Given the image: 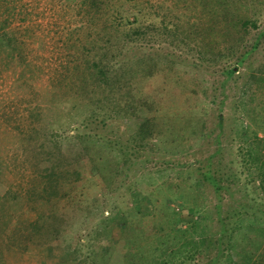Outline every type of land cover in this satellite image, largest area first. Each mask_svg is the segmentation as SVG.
Wrapping results in <instances>:
<instances>
[{"label": "rangeland", "instance_id": "374dc122", "mask_svg": "<svg viewBox=\"0 0 264 264\" xmlns=\"http://www.w3.org/2000/svg\"><path fill=\"white\" fill-rule=\"evenodd\" d=\"M151 1L161 3V13L170 11L168 7L181 16L188 13L184 0ZM6 16L11 22L4 29L15 39L0 36V243L5 244L1 251L4 264H76L72 246L79 239L80 253L88 254L94 249V232L105 219L115 240L130 224L148 251L150 239L158 241L162 252L168 247L167 260L162 253L161 262L155 264H241L250 254L264 251V8L257 15V27L247 34V43L224 57L202 58L185 45L149 37L143 46H125L115 63L156 53L160 63L179 67L181 76L164 79L168 99L175 104L173 112L161 113L180 112L192 121L201 117L204 132L194 140V134L180 127L186 122L173 118L174 130L176 125L186 134L180 135L183 138L177 144L161 149L159 144H138L134 133L140 119L136 118L107 116L96 128L97 124L87 126L83 114L69 126L55 127L52 130L64 144L67 127L71 134L99 131L101 137L116 143L114 156L121 159L125 155L127 164L112 172L116 173L112 191L79 233H68L66 243L27 241V249L17 248L20 234L29 231L32 222L45 219L44 212L50 211L53 201L29 197L34 169L29 164L22 169L28 148L23 133L32 124L31 112L40 113V124L55 115L53 97L68 86L74 63L82 60L75 54L79 51L73 44L79 39L73 32L83 17L78 13V0H0V25ZM79 169L90 173L88 164ZM77 184L73 193L84 196L94 190L84 183L81 186V181ZM187 194L194 195L191 201ZM164 199H171L168 204L175 209L169 217L162 208ZM192 207L204 208L198 230L168 238L170 217H178L186 227L201 216ZM115 248L105 246L111 254ZM142 252L137 247L130 255Z\"/></svg>", "mask_w": 264, "mask_h": 264}, {"label": "trees", "instance_id": "16d2710c", "mask_svg": "<svg viewBox=\"0 0 264 264\" xmlns=\"http://www.w3.org/2000/svg\"><path fill=\"white\" fill-rule=\"evenodd\" d=\"M184 1L188 13L181 16L170 7V11L161 13L159 1L153 4L151 0H78V13L83 18L73 32L74 38L79 39V43L73 46L79 51H75V54L80 55L82 60L74 63L68 76V86L53 97L55 115L47 123L40 124V113L37 110L31 112L28 118H31L32 124L23 133L28 148L25 150L22 169H25L26 164L34 169L31 179L34 187L28 189L29 197H34L36 201L39 198L53 202L48 214L44 212L45 219L41 217L32 222L29 231L20 234L18 249H27V241L35 244L66 243L68 233H79L112 191L116 174L112 172L127 164L125 155L121 159L114 156L116 143L101 137L99 131L71 134L67 127L64 137L68 142L64 144L52 130L55 127L69 126L74 118L83 114L87 126L97 124L96 128L105 123L107 116L136 118L140 119L134 133L138 144H159L161 149L177 144L179 137L183 138L180 136L182 134L192 133L194 140L195 136L203 134L205 120L201 117H195L192 121L191 118H183L180 112L170 116L161 113L162 110L173 112L175 104L168 99L170 95L166 94L164 79L169 75L172 79L175 78L173 75L181 76L178 66L172 69L167 63H160L156 53H141L118 63L115 60L126 45L143 46L146 41L160 39L176 46L185 45L186 50L196 52L202 58H207V55L209 59L227 56L228 52H235L247 43V34L257 27V15L264 8V0ZM9 16L1 19L5 23L0 25V36L4 35L8 41H12L15 38L10 34L13 33L4 29L11 22ZM12 48L16 50V46ZM169 62L172 64L173 60ZM173 118L186 122V127L180 124L186 133H180V127L176 125L174 130ZM82 164L89 165V174L79 169ZM202 175L205 176V173ZM205 177L209 178L208 174ZM80 181L81 186L84 183L93 186L94 190L84 193V196L83 193H73L80 186L77 184ZM189 195L186 196L191 201L194 195ZM179 196L183 200V195ZM60 199L65 202L61 203ZM166 199L162 208L169 217L175 209L172 204H168L171 199ZM198 208L191 209L201 216L186 227L172 214L168 238L173 234L175 238L177 235L182 238L195 233L204 219L201 214L204 208ZM103 223L94 232V249L88 254L80 253L79 239L72 246L74 253L71 258L76 264H127L130 262L129 257L130 264H155L161 262L162 253V259L167 260L168 247L162 252L158 241L156 243V240L150 239L152 244L148 247L151 251H148L142 237L133 233L135 228L130 224L125 225L119 239L115 240L108 220L105 219ZM191 238L193 242L196 241L193 236ZM112 245L116 246L113 254L105 249V246L111 248ZM3 247L4 242L0 243V264H4L1 261ZM137 247L145 254L135 253L131 256ZM241 264H264V251L257 256L250 254Z\"/></svg>", "mask_w": 264, "mask_h": 264}]
</instances>
